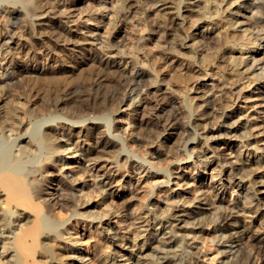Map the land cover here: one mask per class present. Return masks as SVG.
Returning a JSON list of instances; mask_svg holds the SVG:
<instances>
[{"label": "bare ground", "instance_id": "1", "mask_svg": "<svg viewBox=\"0 0 264 264\" xmlns=\"http://www.w3.org/2000/svg\"><path fill=\"white\" fill-rule=\"evenodd\" d=\"M82 2L0 0V264H264V0Z\"/></svg>", "mask_w": 264, "mask_h": 264}, {"label": "rangeland", "instance_id": "2", "mask_svg": "<svg viewBox=\"0 0 264 264\" xmlns=\"http://www.w3.org/2000/svg\"><path fill=\"white\" fill-rule=\"evenodd\" d=\"M94 4H96L95 3V0H84V2H82V4L81 5H83L84 7V9L82 8V10H81V8L80 9H76V10H70V11H72L71 12V17L75 20V22H77V23H79L81 26H85V25H88V26H94L95 25V23L96 22H87L88 20H86L87 18H88V15H92V14H101V15H105L106 14V12L107 11H103V10H101L100 11V8H97L96 7V5H94ZM95 7V8H94ZM101 12V13H100ZM73 13V14H72ZM189 14H191L190 12H189ZM87 17V18H86ZM102 17V16H101ZM77 20V21H76ZM96 26V25H95ZM102 29H100V31H101ZM149 42H151V43H153V40L151 39ZM29 65H25V64H22L23 66L22 67H20V69H22L21 71H23V70H25V69H27V66H31L30 64H32V62H29L28 63ZM25 65V66H24ZM198 91H200V90H198ZM197 91V92H198ZM196 93V92H195ZM248 94V93H247ZM255 98L256 97H249L247 100H246V103H248V104H250L251 102H253V100H255ZM245 99V98H244ZM244 99H242V100H240V101H238V105L235 107V109H240L239 110V114L241 115V118L239 119V121H241V120H245V116L246 115H248L249 113H251L252 111H253V109H257V111H258V113L257 114H254L255 116H263L264 115V109L262 108V107H259L258 106V104H256V105H254L253 107H251L250 109H248L247 111L245 110V108L244 107H241V106H244L245 105V102L243 101ZM240 104V105H239ZM245 112V113H244ZM116 115V114H115ZM118 115V114H117ZM239 116V115H238ZM260 116V119H262L263 117H261ZM120 120V121H119ZM115 123L119 126V128L122 130V128H123V126H125V120H123L122 118H118V116H116V118H115ZM120 130V131H121ZM225 134V135H224ZM165 136H167V137H170V135H168V134H165ZM221 137H219V139H220V143L218 144V147L220 148V149H222V148H225L226 146H228V144H232L235 148H239V145H240V141H239V136L236 138V136H232L231 138H228V136H229V134H228V132H227V130H223V132H222V135H220ZM175 139V138H174ZM172 140L173 141V143L175 144L176 142H174L175 140ZM77 140V139H76ZM195 140H193V142H194ZM262 141H264V140H262L261 138H260V140H259V142H262ZM192 142V141H191ZM130 143L131 144H133L135 147H132L133 149L135 148V150L137 151V149H138V152H140V151H144V150H146L148 147H146L145 145H141L139 142H135V143H133V142H131L130 141ZM156 144H153L152 146H155ZM175 145H177V143L175 144ZM142 147V148H141ZM145 148V149H144ZM152 148H154V147H152ZM142 151V152H143ZM197 151V150H196ZM142 152H140V153H142ZM70 156V153H67V154H65L64 156ZM259 157V154L258 155H256L255 156V158H258ZM160 158V159H159ZM160 160V162H162L163 164H166L167 162H168V158H166V157H158V158H156V160ZM166 159V160H165ZM177 163H179L178 164V166L176 165V168L174 169V171L176 172L174 175H177V174H180V173H186V174H188V177H187V180H189V184L187 185H184L182 188H184V187H186V188H189L190 190H191V192L190 193H186V196H188V197H193L194 196V194H195V190H193V189H195L196 187H197V185L199 184V179H197V180H195L194 178H191V176H189V175H195V173H194V170L192 171V169H191V161L190 160H182V161H179V162H177ZM180 166V167H179ZM197 169V168H196ZM198 169H202V167L199 165L198 166ZM196 171V170H195ZM178 172H180V173H178ZM120 173H124V174H128V171H126V170H119L116 174H117V176H119V174ZM192 173V174H191ZM69 174H70V176H71V172H69ZM205 175V172L203 171V172H201V176H204ZM73 177V176H72ZM174 182L176 181L175 179L173 180ZM77 182V181H76ZM125 184V185H124ZM127 184H128V182H124L123 184H121L120 186H118V184L117 185H114V190H115V192L116 193H118V192H121V191H125L126 193H130V191L132 190V188L130 187V186H128L127 187ZM171 184H173V186L177 189V190H182V188L180 187V186H178V185H175V183H171ZM194 184V185H193ZM188 186V187H187ZM165 187H163V186H160V187H158L157 189H156V193L155 194H153V196H157L158 198H159V200L160 199H163V197H166V194H165ZM145 188L144 187H142V188H139L136 192H135V194L137 195V198H139V201L138 200H135V203H134V205H133V207H135V206H137V204H140L139 202H141V198H143V194L145 193ZM193 195V196H192ZM233 195H235V194H233ZM109 201H111V199L109 200ZM115 201L118 203V202H120L121 200L115 195ZM161 203V202H160ZM119 224H123V222H120ZM116 249H117V251H120V252H125L126 250L124 249H122L121 247H116Z\"/></svg>", "mask_w": 264, "mask_h": 264}]
</instances>
